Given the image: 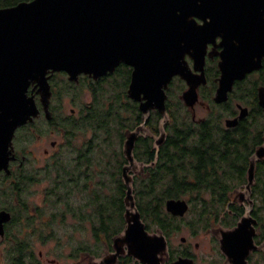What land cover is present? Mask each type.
Wrapping results in <instances>:
<instances>
[{
  "label": "flooded vegetation",
  "instance_id": "flooded-vegetation-1",
  "mask_svg": "<svg viewBox=\"0 0 264 264\" xmlns=\"http://www.w3.org/2000/svg\"><path fill=\"white\" fill-rule=\"evenodd\" d=\"M224 40L220 35L206 44L204 62L197 69L193 56H186L198 100L193 106L181 102L188 110V122L200 131L195 130V137L186 133L185 141H178L184 143L185 154L168 156L162 151L170 137L167 124L171 115L165 124V142L159 151L155 148L154 136L161 132L152 131L148 121L154 119L157 109L151 110L146 121L154 136L144 131L145 135L136 140L134 157L143 163V169L131 168L130 174L136 206L151 241L147 252L141 244H135L139 237L144 241V231L137 236L124 234L128 227V187L123 171L129 163L123 152L125 135L120 151L97 147L95 132H84L79 126L83 108L77 112L72 107L67 113L59 89L63 82L66 89L84 85L92 90L120 67L129 74L128 94L133 67L122 62L114 72L98 78L82 73L77 80H70L65 71L50 74L48 110L32 85L29 94L34 95L39 113L15 130L8 146V163L0 168V264H234L223 252L220 238L224 231L238 225L250 206L255 248L246 256V263L264 264V156L256 159L254 182L247 188L251 157L264 144V133L250 154L244 174L238 171V162L225 163L222 149L226 134L233 135L242 124L251 126L258 118V110L264 112L259 102L260 93H264V54L259 57L258 67L234 79L228 99L218 102L215 96L223 77L222 56L230 50ZM233 42L239 43L236 39ZM176 81L182 89L190 87L179 75L173 77L167 89L168 112L169 90ZM131 99L144 116L140 101ZM202 107L207 112L198 116ZM242 108L247 109V114L240 117ZM228 120L236 122L230 125ZM144 137L152 146V156ZM201 139L210 158L199 169L191 146ZM112 152L117 153L116 158L108 156ZM113 162L117 164L113 166ZM224 186H231L225 209L215 193ZM145 187L156 188L157 200L151 207L145 205ZM169 200H184L186 206L183 203L178 211L169 210ZM231 204L243 208L241 215L234 214Z\"/></svg>",
  "mask_w": 264,
  "mask_h": 264
},
{
  "label": "water",
  "instance_id": "water-1",
  "mask_svg": "<svg viewBox=\"0 0 264 264\" xmlns=\"http://www.w3.org/2000/svg\"><path fill=\"white\" fill-rule=\"evenodd\" d=\"M220 35L230 49L222 56L223 77L215 96L223 102L234 79L258 67L264 54V0H25L0 7V168L8 163L15 130L39 113L34 95L29 94L32 85L48 110L50 74L65 71L70 80L82 73L98 78L114 72L122 62L131 65L128 95L140 101L144 122L125 130L123 152L129 163L123 171L128 187L124 234L137 236L144 231V241L139 237L135 244L147 252L151 241L130 174L131 168L143 169L134 157L136 140L144 131L154 136L146 121L157 109L163 115L161 134L154 136L159 151L170 119L166 107L170 82L179 75L190 84L182 99L193 106L198 92L186 56H193L197 69L204 62L206 44ZM259 102L264 109L262 92ZM246 114L242 108L239 116ZM235 122L228 120L230 125ZM263 156L264 144L251 157L247 188L254 182L256 159ZM183 203L186 206L184 200H169L167 206L178 211ZM251 210L250 206L238 225L220 238L223 252L234 264H247L246 256L255 248Z\"/></svg>",
  "mask_w": 264,
  "mask_h": 264
},
{
  "label": "trees",
  "instance_id": "trees-1",
  "mask_svg": "<svg viewBox=\"0 0 264 264\" xmlns=\"http://www.w3.org/2000/svg\"><path fill=\"white\" fill-rule=\"evenodd\" d=\"M20 1L25 0H0V7L12 6ZM129 74L125 68H118L115 74H110V76H105L101 79L94 87H91L93 91H96V87H100L111 84V92L107 95V104L101 107H95L88 103L81 112V120L78 122L79 126L82 127L83 130L89 131L92 130L96 134V145L99 148H109L114 151H120L121 143L125 135V130L134 129L138 123L140 124L144 120V116L139 109V105L136 101L129 98L127 94ZM67 87V86H66ZM105 87V86H104ZM173 89L172 87L169 90V113L171 115V120L167 124V129L169 131L170 137L167 145L162 150L164 155L173 156L175 153L179 155L185 154L184 143L179 144L178 141H185L186 133H188V137H195V130L197 132L200 129H196L194 123L188 122V110L186 109L183 112V115H176L174 109V101H172L173 97ZM97 94V93H96ZM172 96V97H171ZM109 104V105H108ZM181 106L183 105L180 102ZM178 107V106H177ZM185 108V106H184ZM154 115V119H150L148 121V127L152 129V131L158 133L160 132V127L158 126L159 120L162 119L163 115L160 112H156ZM257 119L254 123L249 126L247 124H242L240 129L234 132L233 135L226 134L223 140V151L226 154L225 163L236 164L238 162V171L241 174H244L248 165V161L250 158V154L252 153L255 145L262 140V134L264 133V112L258 110ZM160 118V119H159ZM202 131V130H201ZM207 129L204 130L206 132ZM180 135H174V134ZM201 137V136H199ZM198 137V138H199ZM141 138V137H140ZM147 137H144L143 142L147 144ZM201 140L195 142L192 147L194 158L198 159V167L200 169L201 164L205 163L209 158V151L204 150V143ZM92 146V145H91ZM216 149L219 147L215 145ZM147 150L151 149V145H145ZM207 146V148H211ZM173 150V151H172ZM177 150L176 152H174ZM220 150V153H223ZM219 153V154H220ZM150 155H154V151H150ZM113 158L117 157L116 152H112L110 155ZM117 163L113 162V166ZM196 171L198 176L201 174L200 170ZM112 172L115 173L116 169L112 168ZM145 205L153 206L155 204L156 194L154 193V187H145ZM178 190V189H177ZM231 190V186H224L219 188L218 192L215 193L220 196V204H223L224 209L228 206L230 202V198L228 196V191ZM172 194L175 191L171 192ZM232 207L233 211L237 216L241 215L243 212L242 207L234 206L233 204L229 205ZM228 215V213H227Z\"/></svg>",
  "mask_w": 264,
  "mask_h": 264
},
{
  "label": "rangeland",
  "instance_id": "rangeland-1",
  "mask_svg": "<svg viewBox=\"0 0 264 264\" xmlns=\"http://www.w3.org/2000/svg\"><path fill=\"white\" fill-rule=\"evenodd\" d=\"M104 86L101 85L100 87H96L97 92L91 90L89 86L86 87L84 85H81L80 87H77L76 89L74 88V90H71V89H66V86L63 84V82H61L59 84V87H60L59 89L62 90V99H63L62 102H64V110L67 113H70L72 107H74L78 112L80 108H84V106H86L88 103H90L91 105L95 107L105 106V103L107 104L106 97L109 94V92L112 91L111 90L112 85L105 84ZM173 87H174L173 97L171 96L172 101H174L175 103L173 110L175 111L176 115H180V114L183 115L182 113L185 112L186 108H184L185 106L184 102H181V100L183 101L182 92L186 88L182 89L181 83L179 81H176L175 86ZM62 88H65V90H63ZM69 90H70V93H69ZM180 102L183 104L182 106ZM200 106H203V104H200ZM206 112L207 110H205V108L203 107L199 108L198 116H203L205 115Z\"/></svg>",
  "mask_w": 264,
  "mask_h": 264
}]
</instances>
